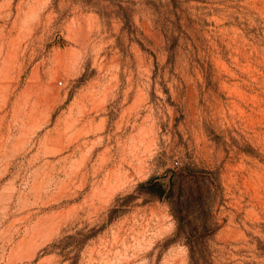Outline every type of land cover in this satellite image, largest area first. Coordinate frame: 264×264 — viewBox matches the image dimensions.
Returning <instances> with one entry per match:
<instances>
[{
  "label": "rangeland",
  "instance_id": "1",
  "mask_svg": "<svg viewBox=\"0 0 264 264\" xmlns=\"http://www.w3.org/2000/svg\"><path fill=\"white\" fill-rule=\"evenodd\" d=\"M185 167L210 264H264V0H0V264H189L167 201L109 214Z\"/></svg>",
  "mask_w": 264,
  "mask_h": 264
},
{
  "label": "trees",
  "instance_id": "2",
  "mask_svg": "<svg viewBox=\"0 0 264 264\" xmlns=\"http://www.w3.org/2000/svg\"><path fill=\"white\" fill-rule=\"evenodd\" d=\"M214 174L185 167L173 173L170 186L160 182L158 177H151L140 183L134 193L116 200L118 208L110 209V219L118 209L139 197H143L144 202L165 200L176 221V231L170 241L183 242L188 249L189 264H210L209 242L217 231L212 201L222 190ZM93 235L86 236L82 243Z\"/></svg>",
  "mask_w": 264,
  "mask_h": 264
},
{
  "label": "water",
  "instance_id": "3",
  "mask_svg": "<svg viewBox=\"0 0 264 264\" xmlns=\"http://www.w3.org/2000/svg\"><path fill=\"white\" fill-rule=\"evenodd\" d=\"M172 176H173V173L170 172L169 177H168V184H167L168 186L171 185Z\"/></svg>",
  "mask_w": 264,
  "mask_h": 264
}]
</instances>
